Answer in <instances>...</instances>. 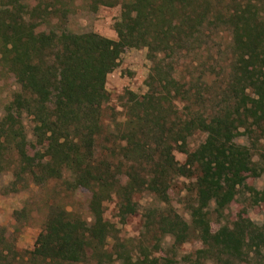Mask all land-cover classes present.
I'll use <instances>...</instances> for the list:
<instances>
[{"label":"trees","instance_id":"16d2710c","mask_svg":"<svg viewBox=\"0 0 264 264\" xmlns=\"http://www.w3.org/2000/svg\"><path fill=\"white\" fill-rule=\"evenodd\" d=\"M77 4L120 5L116 38L68 30ZM223 34L229 42L213 51ZM128 47L147 49V90H126L122 118L111 109L105 123L106 78ZM190 53L196 58L181 74L178 66ZM0 70L18 85L0 115L6 190L67 172L73 186L90 192V221L51 205L33 248H0V264H80L88 257L177 264L176 248L193 236L203 245L196 259L233 264L227 258L251 256L264 264V221L237 219L212 231L208 216L211 204L216 212L225 209L247 175L264 173V0H0ZM196 131L206 137L190 149ZM239 135L250 144L237 142ZM174 151L185 154L183 162ZM191 171L189 223L170 204L168 190ZM143 191L164 207L144 213L137 253L120 241L109 251L115 227L104 217V203L115 199L123 219L136 212L133 196ZM166 236L172 256L161 253Z\"/></svg>","mask_w":264,"mask_h":264},{"label":"rangeland","instance_id":"374dc122","mask_svg":"<svg viewBox=\"0 0 264 264\" xmlns=\"http://www.w3.org/2000/svg\"><path fill=\"white\" fill-rule=\"evenodd\" d=\"M119 13L120 5H101L96 10H89L81 4H77L75 10L68 15L66 26L68 30L75 34L95 32L115 39L116 33L113 24ZM228 42L229 36L223 34L222 37L216 40V47L213 48V51H216L218 47L224 49ZM206 55L207 52L200 55V57H205V60L203 59L205 62ZM192 57L196 58L193 53H190L186 59H181V66H178L181 74L187 73L184 65H187ZM150 66L151 61L147 56L145 47H128L120 54L117 66L108 73L106 78L109 100L105 104L108 108L103 111L105 123L112 115L111 109L119 113V119L122 118L121 101L126 90L138 94L146 92V80ZM17 86L11 73L0 70V115ZM205 137L206 133L204 132H194L188 137V147L190 149L195 148L204 141ZM236 141L250 144V139L245 135L237 136ZM174 155L181 162L185 159V154L182 152L174 151ZM194 174L191 171L174 178L168 190L170 204L189 223L191 221L189 206L195 198ZM9 176L8 173L0 175V235L5 238V241L0 244V248L5 249L9 245L20 253L31 250L48 216L51 205L64 206L73 214L90 221L87 208L90 192L83 187L73 186L67 172L64 173L63 179L47 181L43 184L30 183L26 188L18 191L6 190L5 185L10 180ZM133 200L137 204L136 212L127 215L123 219L118 215L115 199L104 203V217L113 223L115 227V231L108 239L107 248L109 251H113L114 244L120 241L133 250V253H137L135 245L141 237L144 213L148 208L164 207V203L157 201L154 195L148 191L135 194ZM208 212L212 231L223 224L231 225L237 219L261 225L264 221V173L259 176L247 175L234 199L225 209L216 212L211 204ZM145 238H149V236L147 235ZM171 243L172 239L169 236L164 237L161 241L163 246L161 253L166 252ZM202 246L201 242L193 236L177 247L174 256L177 264H210L212 261L210 259L195 258V251ZM167 254L172 256V252H168V250ZM185 255L191 257L186 258ZM227 260L233 264H260L256 258L251 256L244 261L237 259L234 261L232 257L227 258ZM80 264H119V262L118 260L100 262L96 258L88 257Z\"/></svg>","mask_w":264,"mask_h":264}]
</instances>
